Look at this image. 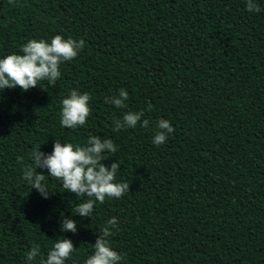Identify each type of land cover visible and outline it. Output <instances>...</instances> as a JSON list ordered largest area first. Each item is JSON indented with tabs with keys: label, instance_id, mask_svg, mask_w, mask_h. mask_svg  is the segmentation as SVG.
Segmentation results:
<instances>
[{
	"label": "trees",
	"instance_id": "1",
	"mask_svg": "<svg viewBox=\"0 0 264 264\" xmlns=\"http://www.w3.org/2000/svg\"><path fill=\"white\" fill-rule=\"evenodd\" d=\"M0 0V58L22 54L31 39H83L77 58L60 65L54 86L0 90V264H26L39 245L71 239L66 264H85L100 230L119 264H264V0ZM129 93L126 108L105 103ZM88 93L92 114L61 126V101ZM149 104L152 110L148 111ZM143 111L147 128L114 131V120ZM161 119L175 129L157 147ZM111 139L130 191L73 216L77 197L49 177V199L23 179V165L55 140L85 146ZM78 231H61L65 218ZM38 256L32 264H39Z\"/></svg>",
	"mask_w": 264,
	"mask_h": 264
},
{
	"label": "clouds",
	"instance_id": "2",
	"mask_svg": "<svg viewBox=\"0 0 264 264\" xmlns=\"http://www.w3.org/2000/svg\"><path fill=\"white\" fill-rule=\"evenodd\" d=\"M246 7L249 12L261 11L253 0H247ZM85 46L86 42L83 39L79 41L73 38L65 39L62 35L54 36L50 43L44 39L29 40L21 46L22 54L13 53L0 58V90L20 88L28 92L39 87L47 91L46 87L40 86V82L47 81L49 85L54 86L61 78L60 65L77 58ZM128 99L129 93L122 88L118 96L106 98L105 103H111L117 108H126ZM91 100L92 97L88 93L81 94L73 89L69 96L61 101V126L76 129L86 125L92 114ZM151 110L152 105L149 104L148 111ZM143 116V111L128 112L123 119L114 120L113 130L118 132L121 129L135 128ZM148 125L147 119L140 124L144 128ZM157 127L159 131L156 132L153 143L159 147L175 129L165 119H161ZM116 151L117 146L111 139H102L100 136L90 137L85 146L55 140L50 154L42 152L40 148L35 149L30 154L32 163L23 165V157H18V163L23 167V179L44 199H49L52 193L45 182V174L38 172L37 169H46L47 176L61 181L63 189L67 192L75 193L77 197H88L85 202L75 205L72 209L73 216L87 218L92 217L97 202L104 204L106 199H120L130 191L127 182H115L121 167L119 162L112 163L110 169L103 163L108 159L106 152ZM117 224L116 217L106 222L93 245L94 253L88 257L85 264H119L122 261L123 256L112 249L109 239ZM61 231L75 234L78 231L77 222L65 217L61 221ZM76 250L71 239L63 238L54 243L44 258L39 245L34 244L26 254V264H32L38 256L39 264H66Z\"/></svg>",
	"mask_w": 264,
	"mask_h": 264
}]
</instances>
